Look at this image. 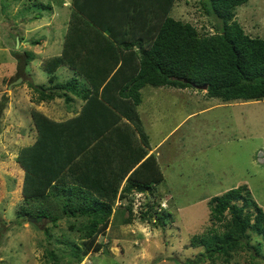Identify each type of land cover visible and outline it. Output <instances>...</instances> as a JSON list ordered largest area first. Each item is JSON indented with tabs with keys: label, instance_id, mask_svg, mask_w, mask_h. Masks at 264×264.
<instances>
[{
	"label": "trees",
	"instance_id": "16d2710c",
	"mask_svg": "<svg viewBox=\"0 0 264 264\" xmlns=\"http://www.w3.org/2000/svg\"><path fill=\"white\" fill-rule=\"evenodd\" d=\"M245 1L199 0L203 11L219 20L214 31L199 32L190 22L169 15L174 0H70L60 52L42 61L47 84L26 82L37 99L61 95L67 101L71 92L83 98L82 105L64 120L32 109L34 139L21 145L14 157L22 177L21 202L12 222L19 225L26 216L36 217L38 222L29 223L43 232V264H78L89 252L102 250L97 235L104 232L116 197L123 199L131 189L147 197L138 206L139 218L163 224L171 215L155 186L163 179L158 163L143 147L147 134L136 108L140 87L204 83L207 96L223 101L264 98V37L244 32L233 17L235 6ZM29 6L40 9L34 18L50 3L33 1L26 11ZM12 52L13 78L24 77V64L32 53L18 48ZM62 63L82 74L89 85L75 76L58 80L54 71ZM3 106L1 99L0 113ZM102 142L107 147L101 160L95 147ZM124 155L130 163H123ZM149 169L155 170L153 176ZM155 195L159 198H152ZM123 203V221L130 222L136 213L129 200ZM208 209L207 218L221 229L210 225L192 233L190 244L203 245V251L182 264H229L242 248L264 264V210L245 183L211 195Z\"/></svg>",
	"mask_w": 264,
	"mask_h": 264
},
{
	"label": "rangeland",
	"instance_id": "374dc122",
	"mask_svg": "<svg viewBox=\"0 0 264 264\" xmlns=\"http://www.w3.org/2000/svg\"><path fill=\"white\" fill-rule=\"evenodd\" d=\"M33 1H50L52 7L48 8L50 11L41 9L40 17L28 21L30 15L40 10L29 6L26 11V6ZM69 2L0 0V100L4 105L0 113V264H43L42 249L45 246L42 230L27 219L31 216H26L19 225L12 222L16 220L15 210L21 202L16 178L18 169L14 162L19 129L14 119L16 115L27 117L28 113L16 112L14 115L12 109L16 103L14 99L19 97L18 91L11 90L10 82L16 67L12 51L17 46L12 25L16 23L15 29L27 30L24 34L27 39L47 34L46 51L55 54ZM168 13L190 22L199 32H212L219 23L213 15L203 11L199 0H174ZM233 17L244 32L264 37V0H246L236 5ZM51 27L57 35L49 32ZM11 39L15 40L13 46ZM36 54L44 53L38 51ZM42 61L30 69L37 80L46 78ZM65 65L59 66V76L76 73L71 66L66 68ZM17 79L13 80V85L18 84L14 82ZM149 87L141 89L137 109L148 119L142 120V125L152 139L160 138L164 134L162 131L166 133L183 118L157 149L163 173L159 189L168 195L162 198L163 202L167 201L165 208L171 215L163 224L139 218L137 214L142 206H138L143 200L140 194L133 195L131 204L135 216L131 222L120 223L123 214L118 221L120 213H117V221L114 218L106 232L97 235L103 242V249L85 255L84 259L90 264H182L187 259H197L203 245H191V234L202 232L210 225L221 229L216 220L207 218L208 198L242 182L264 210V98L223 101L207 96L203 88L186 86L178 90L168 86L155 92L152 86ZM25 90L28 96L29 91ZM13 94H17V98ZM60 102L56 100L55 105ZM53 106L48 100L36 107L51 115ZM149 121L158 122L157 127ZM61 225L64 227V223ZM253 236L251 234L250 242H253ZM74 237H77L75 233ZM248 250L242 248L235 252L229 264H263L259 256L251 255Z\"/></svg>",
	"mask_w": 264,
	"mask_h": 264
},
{
	"label": "crops",
	"instance_id": "0c3cea01",
	"mask_svg": "<svg viewBox=\"0 0 264 264\" xmlns=\"http://www.w3.org/2000/svg\"><path fill=\"white\" fill-rule=\"evenodd\" d=\"M48 2L50 3V1H48ZM62 6H66V5H62ZM51 7H52V3H50V8ZM48 11H50V10L48 9ZM41 12L42 11H40V13ZM31 16L32 15H30V17H29L30 19L28 21H30V20L32 21L33 19L37 18V17L31 18ZM40 16H41V14L38 17H40ZM67 17H68V12H67ZM65 25H66V21H65ZM53 27L50 28V31L49 32L51 34L57 35V33L54 32ZM64 30H65V26H64ZM64 30H63V32H64ZM17 31H18L17 33H19V37L15 35V37H16V44H17L16 49L18 48L19 51H22V50L30 51L32 53V58H30V60L26 64H24V70L26 72L25 76L24 77L22 75L15 76L13 79H15V78H18V79L16 81H14V82H16L18 84L13 85V82H12V85L13 86H11V90L12 91H18L19 92L18 99L17 100L14 99V103L15 102L16 103L15 104L13 103L14 104V107L12 109H13L14 115H16V112L28 111L27 117L26 116H23L22 117L21 115H19V116L16 115L15 116V119H14L15 120V126L18 127V129H19L17 132L15 131L17 133V141L18 142H17V148L14 151V157H15V155L17 153L18 148L21 145H23V144H30L33 141V139H34V136H35V127H34V123H33L32 117H31V113H30L32 109H37V110L43 112L44 114H46L47 116H49L52 119H55V120H64V119H67V118H69L71 116H74L77 112H79L80 107H81L82 102H83V100H82L83 98L81 96H79L77 94H74V93H71V92H69V94H68L70 96V98L67 101H64L63 100V96H61V95L60 96H54V97H52L50 99H37L36 98L37 92L36 91H32L30 89V87H28L27 82H26L27 80H31L34 83H44V84H47V81H46L47 80V75L45 76L46 78L37 80L33 76L34 75L33 71L31 72L30 69L32 68V65H36V63H38L39 61L41 62L42 60H44V59H46V58H48V57H50L52 55L58 54L60 52V49H61V40H62L63 32L61 33V36L59 37V39L57 41V45L58 46H57L56 52H55V54H52V52L50 53V52L46 51V50H48L46 48V45L49 43L47 34L46 35L41 34L38 37H29L27 39L24 36V34L26 35L25 32L27 30L24 31V30H22V27H20L19 29L17 28ZM32 38H38L39 41L38 42H31L30 40ZM32 43H37V44H32ZM38 51H42L44 54L37 56L36 52L38 53ZM62 64L65 65L67 63H62ZM62 64H59L55 68V71H54V73L56 74V78L58 80H64V79L69 78L71 76H75L77 79H79L82 82L83 85H85V86H88L89 85L86 82V80L84 79V77H83L82 74H80V73H74V72H72V70H71V72L73 74L71 73L69 76L67 74H63V75H60L59 76L57 74V72L60 74V71L59 70H61V69H60L59 66H63ZM67 65H65V66H67ZM66 68H68V66ZM20 79H21L22 82L21 81L19 82ZM149 86H152L154 88L155 92L157 91V89H158V91L163 90V88H160V87H164V88L167 87L168 88V85L153 86V85L146 84V85H143L142 87L139 88L140 95H141V89L142 88H151ZM169 88H175V89H178L179 88L178 90H180L183 87H173V86H169ZM25 89H27L29 91V95L28 96H26L27 93H26V90ZM153 91H151V93ZM13 95H14V98H15V96L17 98V94H13ZM11 97H12V95L10 96V98ZM45 100L46 101L51 100L53 102V104H54V106L52 107V110L50 111V113H52L51 115L45 113V111H43V110H41V109H39V108L36 107L38 103H40L42 101L46 102ZM56 100H61V102L57 106L55 105ZM138 104H137V106H138ZM137 106H136V108H137ZM137 112H138L139 118L141 120V124H142V120L148 121V119L146 117H143V115H142L143 112H139L138 109H137ZM97 117H98V114H97ZM120 118L123 119V120H125V117H123V116H121ZM182 119H180L173 126H171V128L166 133L164 131H162V134L163 133L164 134L160 138H154V139H152L150 137V135L145 131V133L147 134V143H146V145L143 146L144 149H145V155H147L149 153H153V156L155 158L154 161L156 160L155 162L158 163V166H159L160 159H161V157H159L160 154L157 151L158 147L164 142V138L166 136H168L170 134V132L176 126L179 125V123L182 121ZM95 122H93V126H95L97 123H99L98 120L95 121ZM148 123H152L155 127H157V124H158V122H153V121H149ZM142 127H143V125H142ZM98 144H99L98 147H95V151L96 150H99V153H97V154H98L99 159L102 160L103 158H105V155H103V154L105 153L107 146H105V144L103 142L102 143H98ZM106 144H108V143H106ZM140 146H141V144H140ZM123 159H124V161H123L124 164L125 163H128V162L130 163V159L127 158V157H125V155H124ZM123 163L120 162L119 163V167L121 166V164L123 166ZM17 169H18V172H16L17 173L16 174V178L18 179V181L20 183V180H21V177H22V170L20 169V167H17ZM159 170L161 171L160 167H159ZM129 171H127L122 176V178L120 180V184L118 186V190L121 187V185L123 184V182L125 181V178H126V176H127V174H128ZM149 171H150V173H151L152 176L155 174V170H150L149 169ZM161 173H162V171H161ZM162 177H163V173H162ZM160 181L157 182V183H155V186L157 188L160 187V185H159ZM138 194L141 195V197H142L141 199L142 200L147 199V197H145L143 193H141L140 191L133 190V189H131L130 192L128 193V195L126 197H124L123 199H119V198L116 197V199L114 200V203L112 204V213L110 214V217H109V220H108V223H107V226H106L104 232H106V230L109 227V224L111 223V221L114 220V218H116V221H117V217H118V214L117 213L118 212L120 213L119 214L118 221L120 219V215L123 214L122 217H121V219H120V223H127V222H124L123 221L124 217L126 216L125 215L126 212L123 211V205H124L123 202L124 201L127 202V200H129L131 202V198L133 197V195L138 196ZM162 194H164V193H162ZM167 196L168 195H166V194L164 195V197H167ZM152 198L158 199L159 196L155 195V196H152ZM161 200H162L161 202L164 203L163 202V198H161ZM61 222L62 223H65V219L62 218L60 220V223ZM84 260L85 259L83 258L78 264H80Z\"/></svg>",
	"mask_w": 264,
	"mask_h": 264
},
{
	"label": "water",
	"instance_id": "95a60500",
	"mask_svg": "<svg viewBox=\"0 0 264 264\" xmlns=\"http://www.w3.org/2000/svg\"><path fill=\"white\" fill-rule=\"evenodd\" d=\"M206 87V84H196V88H205ZM28 220L30 221H35L36 220V217H27Z\"/></svg>",
	"mask_w": 264,
	"mask_h": 264
},
{
	"label": "clouds",
	"instance_id": "9594fccd",
	"mask_svg": "<svg viewBox=\"0 0 264 264\" xmlns=\"http://www.w3.org/2000/svg\"><path fill=\"white\" fill-rule=\"evenodd\" d=\"M14 80V79H13ZM13 80L12 81H10V82H13ZM12 84V83H11ZM10 85H8V87H9ZM162 203V202H161Z\"/></svg>",
	"mask_w": 264,
	"mask_h": 264
}]
</instances>
